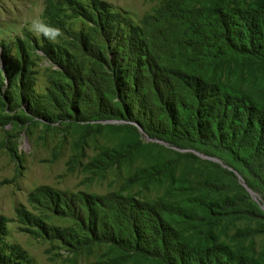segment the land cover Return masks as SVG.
<instances>
[{
	"label": "rangeland",
	"instance_id": "1",
	"mask_svg": "<svg viewBox=\"0 0 264 264\" xmlns=\"http://www.w3.org/2000/svg\"><path fill=\"white\" fill-rule=\"evenodd\" d=\"M223 1L0 0V264H140L112 240L135 208L173 203L177 178L236 196L243 184L222 162L160 141L148 91L174 70L205 73L194 19ZM246 246L262 261L264 237Z\"/></svg>",
	"mask_w": 264,
	"mask_h": 264
},
{
	"label": "trees",
	"instance_id": "2",
	"mask_svg": "<svg viewBox=\"0 0 264 264\" xmlns=\"http://www.w3.org/2000/svg\"><path fill=\"white\" fill-rule=\"evenodd\" d=\"M228 1L194 19L205 73L174 70L148 91L162 107L160 141L189 152L176 157L198 161L197 154L222 162L259 201L243 185L229 197L209 178H177L173 203L162 199L135 208L125 237L112 240L114 250L140 264H264V254L255 259L251 246L245 247L264 237V102L254 98L264 91V0L231 8ZM252 69L261 72L252 82L243 79ZM164 94L170 108L161 103ZM240 221L248 225L228 237V226Z\"/></svg>",
	"mask_w": 264,
	"mask_h": 264
},
{
	"label": "clouds",
	"instance_id": "3",
	"mask_svg": "<svg viewBox=\"0 0 264 264\" xmlns=\"http://www.w3.org/2000/svg\"><path fill=\"white\" fill-rule=\"evenodd\" d=\"M39 34L42 35L46 39H56L63 35V32L56 27H51L47 25H41Z\"/></svg>",
	"mask_w": 264,
	"mask_h": 264
},
{
	"label": "water",
	"instance_id": "4",
	"mask_svg": "<svg viewBox=\"0 0 264 264\" xmlns=\"http://www.w3.org/2000/svg\"><path fill=\"white\" fill-rule=\"evenodd\" d=\"M239 179H240V178H239ZM241 182H242V181H241ZM242 184H243L244 188L247 190V192L250 194V196H252L253 200L256 201V199H255L253 193H252L249 189H247V187L244 185L243 182H242ZM256 202H257V201H256Z\"/></svg>",
	"mask_w": 264,
	"mask_h": 264
}]
</instances>
